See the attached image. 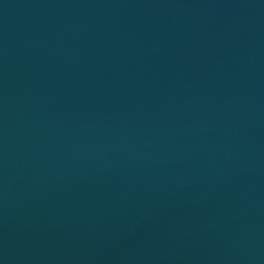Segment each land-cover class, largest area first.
<instances>
[{"label":"water","instance_id":"obj_1","mask_svg":"<svg viewBox=\"0 0 264 264\" xmlns=\"http://www.w3.org/2000/svg\"><path fill=\"white\" fill-rule=\"evenodd\" d=\"M0 264H264V0H0Z\"/></svg>","mask_w":264,"mask_h":264}]
</instances>
